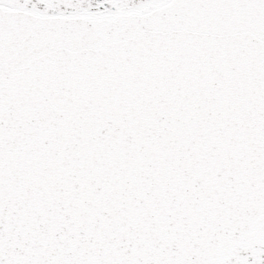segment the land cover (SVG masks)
<instances>
[{"label": "water", "instance_id": "obj_1", "mask_svg": "<svg viewBox=\"0 0 264 264\" xmlns=\"http://www.w3.org/2000/svg\"><path fill=\"white\" fill-rule=\"evenodd\" d=\"M0 264H264V0H0Z\"/></svg>", "mask_w": 264, "mask_h": 264}]
</instances>
